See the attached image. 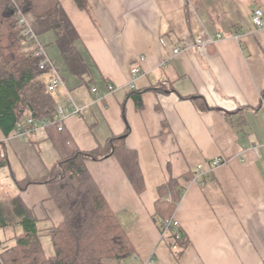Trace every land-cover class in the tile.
I'll return each instance as SVG.
<instances>
[{
    "label": "crops",
    "instance_id": "obj_1",
    "mask_svg": "<svg viewBox=\"0 0 264 264\" xmlns=\"http://www.w3.org/2000/svg\"><path fill=\"white\" fill-rule=\"evenodd\" d=\"M59 1L85 64L74 72L56 33L40 35L63 80L55 99L69 108L71 96L80 108L64 126L83 150L128 130L144 179L139 191L115 156L86 162L135 249L105 264H264V25L252 21L264 0H87L89 8ZM140 90L138 106L131 92ZM203 100L209 109L199 108ZM48 141L9 139L1 169L14 184H3L0 198L20 194L40 220L57 222L64 216L47 185L21 190L15 181L55 164ZM214 158L224 162L213 168ZM171 177L184 188L171 218L188 240L179 252L155 216L159 187Z\"/></svg>",
    "mask_w": 264,
    "mask_h": 264
},
{
    "label": "trees",
    "instance_id": "obj_2",
    "mask_svg": "<svg viewBox=\"0 0 264 264\" xmlns=\"http://www.w3.org/2000/svg\"><path fill=\"white\" fill-rule=\"evenodd\" d=\"M75 2L89 8L87 0ZM22 17L38 39L41 34L54 31L56 44L71 70L79 74L85 70L77 46L79 34L59 0H0V169L9 166V139L20 128L30 129L26 121L31 111L37 125L44 127L42 132L31 131L24 139H50L59 158L45 175L15 181L21 190L32 184L47 185L64 216L57 222L40 220L20 194L8 202L0 198V264H105L108 258H128L135 254L134 246L86 165L88 160L115 156L135 187L143 190L138 153L126 143L128 130L91 150L78 146L64 122L55 117L59 103L48 86L52 66L40 68L45 56L37 53L35 42L28 51L22 44L26 28L20 22ZM143 91L131 92L138 106ZM198 105L201 109L210 108L205 100ZM183 191L174 177L159 187L155 213L158 221L172 218ZM178 233L182 235L180 239H176ZM45 237L50 238L52 253L45 249ZM166 237L170 246L178 245V252L188 244L179 226H172Z\"/></svg>",
    "mask_w": 264,
    "mask_h": 264
},
{
    "label": "built area",
    "instance_id": "obj_3",
    "mask_svg": "<svg viewBox=\"0 0 264 264\" xmlns=\"http://www.w3.org/2000/svg\"><path fill=\"white\" fill-rule=\"evenodd\" d=\"M252 21L253 23L257 26V27H261L264 25V10L261 7H256L253 10L252 13ZM21 24H25L26 28L23 31V35L24 38L22 40V44L26 45V51H28L30 48L33 47V45H31L33 42H35L37 48L36 51L38 54H43L45 56V59H43L39 66L41 69H44L47 67V65H51L52 66V70H53V76L52 78L49 80L48 86L50 89L55 90L57 89L61 84H63V80L60 76V74L58 73V71L53 67L50 59L48 58V56L46 55V51L43 47V45L41 44L40 40L38 39V37L35 35L31 25L28 23L27 19L25 17H22L20 19ZM218 37H221V35H218ZM197 44L198 46L203 49L207 46V42L202 40V39H198L197 40ZM28 46V47H27ZM35 46V47H36ZM176 52H179V49L176 50ZM134 73H139L140 69L135 68L133 70ZM94 91H96V89H94ZM67 102L69 103V108H65L62 105L58 106V112L55 115V117L58 120H63V118H65L67 115L69 114H78L80 112V108L77 107L74 99L71 96H68L67 98ZM27 124L30 125V129L28 130H22L21 128L18 130L17 135H15L16 137H20V138H25L28 137V133H30L31 131L36 132H42L43 131V125H37V121L35 120L33 113L31 111H29V116L27 119ZM60 129H62V125L59 126ZM222 162H224V160L222 158H214L213 160H211V165L212 167H216L219 164H221ZM204 164H198L196 171L198 173H202L203 169H204ZM171 195H169L168 199H171ZM172 226H178V222L173 220V219H169L163 222V235H167L169 229ZM181 233H178L176 235V239H180L181 238ZM174 250L178 249V245L177 244H173L171 246Z\"/></svg>",
    "mask_w": 264,
    "mask_h": 264
},
{
    "label": "rangeland",
    "instance_id": "obj_4",
    "mask_svg": "<svg viewBox=\"0 0 264 264\" xmlns=\"http://www.w3.org/2000/svg\"><path fill=\"white\" fill-rule=\"evenodd\" d=\"M48 144H50L52 146V143L50 141H48ZM52 148H54V147H52ZM55 151H56V149H55ZM44 153L46 154V156L44 155V157L47 158V152H44ZM13 165H14V168L15 169L18 168V171H19V167H18L19 164L16 161L13 162ZM18 171H17V174H18L19 177H21V173L18 172ZM8 182L11 183L12 185L14 184V181L12 180V178H10V171L8 172L5 169H1L0 170V187H2L3 184L6 186L8 184ZM12 191L17 192L15 186L12 187ZM44 244H45L46 251L48 253H52L53 248H52V244L50 242L49 237H45L44 238Z\"/></svg>",
    "mask_w": 264,
    "mask_h": 264
}]
</instances>
